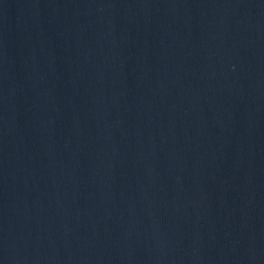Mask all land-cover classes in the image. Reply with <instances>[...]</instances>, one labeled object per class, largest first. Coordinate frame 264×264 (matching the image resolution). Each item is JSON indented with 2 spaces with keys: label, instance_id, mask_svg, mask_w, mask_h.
I'll return each mask as SVG.
<instances>
[{
  "label": "water",
  "instance_id": "95a60500",
  "mask_svg": "<svg viewBox=\"0 0 264 264\" xmlns=\"http://www.w3.org/2000/svg\"><path fill=\"white\" fill-rule=\"evenodd\" d=\"M0 264H264V0H0Z\"/></svg>",
  "mask_w": 264,
  "mask_h": 264
}]
</instances>
